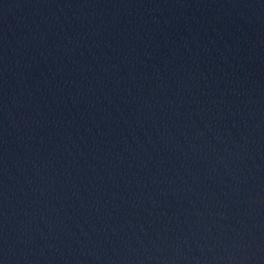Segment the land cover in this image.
Instances as JSON below:
<instances>
[{
	"label": "water",
	"instance_id": "obj_1",
	"mask_svg": "<svg viewBox=\"0 0 264 264\" xmlns=\"http://www.w3.org/2000/svg\"><path fill=\"white\" fill-rule=\"evenodd\" d=\"M0 264H264V0H0Z\"/></svg>",
	"mask_w": 264,
	"mask_h": 264
}]
</instances>
